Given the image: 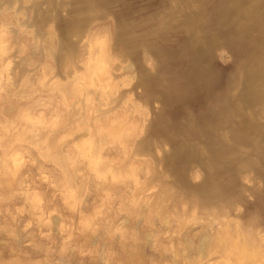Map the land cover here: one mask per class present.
Here are the masks:
<instances>
[{
	"label": "rangeland",
	"instance_id": "1",
	"mask_svg": "<svg viewBox=\"0 0 264 264\" xmlns=\"http://www.w3.org/2000/svg\"><path fill=\"white\" fill-rule=\"evenodd\" d=\"M229 2L204 0L211 53L197 63L191 0H0V264H264V86L241 97L264 27L239 37ZM77 29L93 48L81 42L76 65L85 73L105 44L121 93L106 114L93 102L89 131L63 127L55 89L74 68L65 54ZM249 119L248 141L237 132ZM102 135L114 175L105 178L81 153ZM47 142L62 167L45 157ZM173 151L183 153L176 163ZM235 232L251 238L249 255L231 247Z\"/></svg>",
	"mask_w": 264,
	"mask_h": 264
},
{
	"label": "bare ground",
	"instance_id": "2",
	"mask_svg": "<svg viewBox=\"0 0 264 264\" xmlns=\"http://www.w3.org/2000/svg\"><path fill=\"white\" fill-rule=\"evenodd\" d=\"M191 1L196 9L195 16H190L185 20V28L187 32L189 33V35L191 36L190 56H192V59L197 63H202L204 61L207 62L208 61L207 59H209L210 57L211 50H210V47L208 45L205 35H203L201 32V29L203 26V16H202L201 7H202V4L204 3V0H191ZM260 1L261 0H230L231 8L229 10L226 9V11L228 10L227 12H229L230 10H232L231 12H234L233 14L235 18L233 19L234 21L233 23H235L237 27V33L239 37L241 38L252 37L250 35L251 32L256 31L258 28L264 27V7L263 5H261ZM226 11L224 10V13ZM48 34L49 35L47 36L50 39H52L55 36V31L52 30V32ZM86 40H88V42L91 44V48H93L92 38L89 36V33L87 30L80 31L79 29H77L72 35L71 45L67 46V48L69 49V52H67L65 55L69 57L72 63H74V68L70 72H67L64 74V78H63L64 82H61V83L58 82L55 89L60 93L63 103H64V107L70 118V121L69 120L66 121L63 124V127L65 128L71 124H76L77 122H80L79 126L84 127L85 131H89L87 129L86 113L89 110V108L92 106L93 102L98 101L100 105V109L98 111L101 112L102 114H106L107 112H110L111 110L114 109V108H111L110 106L118 103L120 99L119 96L121 93L118 90V86L115 85L113 82V79H114L113 73H112L113 68H112L108 48L105 44H99L98 46L99 53L96 57H93L89 61L86 67L85 73H82L81 72L82 68L76 65L77 58H78L77 46L81 42L86 41ZM148 49L150 50L151 48L149 47ZM52 50H53L52 54L54 56L56 53L55 51L56 48ZM256 50H257L256 54H258L256 55L257 59H255L254 66L252 65L253 68H251L252 69L250 71L251 73L245 78V91L243 92L244 94H241V97L246 98V100L248 101L252 100L260 92V90H262L264 86V44L263 42L259 43ZM158 53H161V52H158ZM209 70L210 69L208 68L206 69L204 68L201 72H199V74H197L198 79L201 81H206L208 77H210ZM152 83H153L152 78H151V81L148 78H144L141 80V85L143 87L144 94H146L147 96H148L147 93H151L150 89L152 88ZM162 89H163V85H162ZM171 89L175 90L173 93L176 92V89L171 88L169 84L166 85L164 87V91L162 95L163 94L165 96L167 94L170 95L172 93ZM159 94H161V92ZM166 100L167 99H165L164 101ZM106 107L108 108L110 107L111 109L110 108L107 110L101 109V108H106ZM151 125L149 124L148 126L145 127V130L143 131L145 137L139 140L138 150L142 148L149 134L151 133L152 128H153ZM32 127L34 128V130H37V131L42 129V127H38L34 124ZM255 130H256L255 122L249 119L247 122L244 123L243 126H241L237 134L238 135L241 134L242 136L244 135L243 137L246 138L248 135H250ZM50 131L52 133L53 132L55 133L57 131L56 126ZM165 131H168V129L165 128L164 132ZM241 135L239 137L242 138ZM33 136L38 137L39 135L35 134ZM248 137L246 140L250 138ZM106 140H107V136L102 135L99 138H96L95 140L84 142L81 147V153L83 156H85L88 159L90 169L96 174V176L103 177V178H105L106 174H111L112 176H114L113 170L109 167V165L106 162H104L100 158L101 147L106 142ZM169 142H170V138H169ZM43 150L45 152L46 158H52L61 167L64 165L65 156H63L60 150L58 149L55 151L51 150L50 144L48 142L44 144ZM175 152L176 151H173V155H172V161L174 163L179 161L180 158L183 156L182 152H176V153ZM170 155H171V152H170ZM217 157H222L221 153H218ZM201 186L202 185L200 184L195 185L196 188H199ZM217 195L220 196L221 193H218ZM155 213L160 214V211H157V212L155 211ZM236 238L237 239L232 243L233 245H231L233 250L238 254V256H241V257H245L249 255L250 248H249L248 242L251 240V238H249V241L247 239L248 237L246 239L240 238V235L238 233L236 234Z\"/></svg>",
	"mask_w": 264,
	"mask_h": 264
}]
</instances>
